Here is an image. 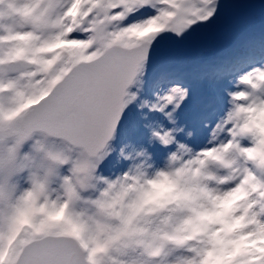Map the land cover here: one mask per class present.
<instances>
[{"label":"snow or ice","instance_id":"snow-or-ice-1","mask_svg":"<svg viewBox=\"0 0 264 264\" xmlns=\"http://www.w3.org/2000/svg\"><path fill=\"white\" fill-rule=\"evenodd\" d=\"M0 264H264V0H0Z\"/></svg>","mask_w":264,"mask_h":264}]
</instances>
